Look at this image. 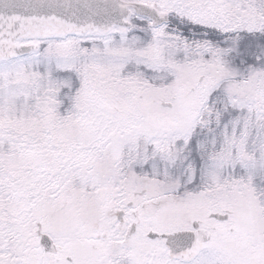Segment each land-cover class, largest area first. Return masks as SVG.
Here are the masks:
<instances>
[{
	"label": "snow or ice",
	"instance_id": "6c2138e0",
	"mask_svg": "<svg viewBox=\"0 0 264 264\" xmlns=\"http://www.w3.org/2000/svg\"><path fill=\"white\" fill-rule=\"evenodd\" d=\"M0 264H264V0H0Z\"/></svg>",
	"mask_w": 264,
	"mask_h": 264
}]
</instances>
